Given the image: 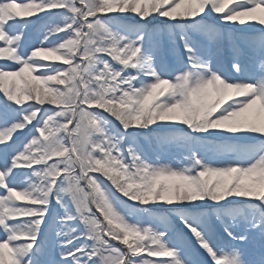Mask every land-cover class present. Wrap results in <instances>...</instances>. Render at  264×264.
Listing matches in <instances>:
<instances>
[{"label":"snow or ice","instance_id":"1","mask_svg":"<svg viewBox=\"0 0 264 264\" xmlns=\"http://www.w3.org/2000/svg\"><path fill=\"white\" fill-rule=\"evenodd\" d=\"M0 97V264H264V0H0Z\"/></svg>","mask_w":264,"mask_h":264},{"label":"rangeland","instance_id":"2","mask_svg":"<svg viewBox=\"0 0 264 264\" xmlns=\"http://www.w3.org/2000/svg\"><path fill=\"white\" fill-rule=\"evenodd\" d=\"M43 19H47V18L46 17H43ZM33 21H36V19L33 18ZM41 23H42V20L39 22L38 25H41ZM38 34H39V29H38ZM28 35H29V33H28ZM39 38H40V36H39ZM32 43H34V41L29 36H27L26 40L24 41V48H26V50H27V46H29ZM225 57H227V55H225ZM224 63L227 64L226 63V58H225ZM255 248H256V246H255ZM254 251H257V249H255Z\"/></svg>","mask_w":264,"mask_h":264}]
</instances>
